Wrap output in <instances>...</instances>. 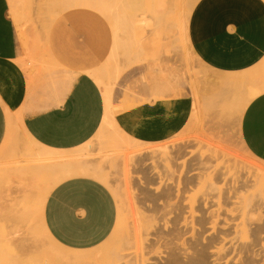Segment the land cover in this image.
<instances>
[{
    "label": "crops",
    "instance_id": "obj_1",
    "mask_svg": "<svg viewBox=\"0 0 264 264\" xmlns=\"http://www.w3.org/2000/svg\"><path fill=\"white\" fill-rule=\"evenodd\" d=\"M30 1L0 0V149L10 129L20 127L16 116L29 94L22 63ZM125 22L116 34L103 12L77 5L60 10L47 27L46 51L57 72L34 87L23 124L45 138L49 150L82 147L105 114L136 142L177 136L195 101L183 76L185 49L226 76L264 58L262 0H144ZM137 55L143 60L130 64ZM240 134L264 161V93L242 112Z\"/></svg>",
    "mask_w": 264,
    "mask_h": 264
},
{
    "label": "rangeland",
    "instance_id": "obj_2",
    "mask_svg": "<svg viewBox=\"0 0 264 264\" xmlns=\"http://www.w3.org/2000/svg\"><path fill=\"white\" fill-rule=\"evenodd\" d=\"M29 7L30 21L25 26V71L36 81L35 87H42L47 78L57 72L47 54L45 37L47 27L59 9L50 7L49 0H31ZM28 33L32 34L31 37ZM184 64L183 76L193 89L199 111L194 123L166 142L137 143L124 138L114 126L107 125L110 140L102 144V125L82 147L44 156L42 151L49 150V144L39 133L28 130L23 123L18 129H10L7 141L0 149V241L8 245L17 258L33 264L40 251L50 248L51 233L55 226L64 224L66 220L61 219L63 217L77 221L85 231L93 232L92 240L97 245L103 236L99 230L107 223L117 232L124 229L118 214L126 219L128 227L133 226V211L137 206L135 196L141 194L142 188L155 193L168 185L174 187L184 177L220 178L215 186L222 188L223 197L230 196V209L237 210L232 215L226 212V207L220 211L225 214L223 217L231 219L229 223L233 231L237 224L242 223L245 209L253 219L251 224L257 223L260 212L250 209L257 195L261 200L264 196L254 185L255 177H264L261 173L264 161L245 148L240 134V119L245 102L254 96L258 87L264 86V64L260 65L261 68L256 65L253 75L243 83L233 85L215 81L216 75H226L205 67L187 49ZM147 147H166L174 156L179 151L183 152L176 160L177 173L171 180L164 178L162 181L157 175L164 169L161 157L158 169H154L151 161L142 166L156 178L157 183L145 186L140 179L143 174L133 172L131 160L135 162L141 158L139 150ZM127 161L130 168L126 167ZM66 162H81L85 166L67 174L47 170ZM128 169L130 176L126 173ZM237 175L242 177V183L233 191L232 178ZM200 187L201 184L192 187L186 197L201 195L208 190L207 186L200 192ZM215 194L214 201L211 198L205 201L206 208H211L212 203L214 210L219 209L218 203L223 199L218 200L220 194ZM243 196L249 198L247 205ZM185 206L189 211L188 202ZM131 238L134 239L133 231ZM134 252L135 248L128 251L129 254Z\"/></svg>",
    "mask_w": 264,
    "mask_h": 264
},
{
    "label": "bare ground",
    "instance_id": "obj_3",
    "mask_svg": "<svg viewBox=\"0 0 264 264\" xmlns=\"http://www.w3.org/2000/svg\"><path fill=\"white\" fill-rule=\"evenodd\" d=\"M144 0H49L50 7L64 10L77 5L92 6L103 12L110 20L115 33L126 29V20L129 13L134 12V8H139ZM26 9V10H25ZM27 12L28 7L25 8ZM51 60V58L49 57ZM143 60L142 55H137L129 63H136ZM264 58L259 62V66L264 64ZM24 69L26 65L22 63ZM251 68L245 73L230 76L216 75L215 81L228 84L243 83L254 73ZM261 68V66H260ZM26 72V71H25ZM121 71H119L120 74ZM29 81V94L25 105L18 111L16 121L23 123L25 115L29 110V102L36 81L27 72ZM264 93V86L258 87L254 96L245 102L243 111L253 98ZM107 96L105 95V105L107 106ZM194 102L193 112L186 127L190 126L197 119L199 107ZM104 126L100 141L107 144L110 140L106 131L107 125H112L123 135L124 138L132 140L123 134L105 114ZM133 141V140H132ZM136 142V141H135ZM140 143V142H137ZM147 144V143H142ZM61 154V150H43L42 155ZM139 157L133 163V172L143 174L145 186H151L157 183L156 178L151 177L146 169L142 166L147 161L159 168V157L163 163L164 169L158 173L160 180L166 178L171 180L177 173L176 160L183 155L182 151L172 155L166 147H147L139 150ZM85 166V163H59L48 167L52 173H71ZM137 166V168H135ZM129 167V161L126 162ZM130 168V167H129ZM228 171H229V167ZM259 168V167H258ZM128 176L131 175L130 169L126 171ZM264 174V171L261 172ZM259 177V176H258ZM219 177H184L176 185H168L158 192H150L142 188L141 194L135 196L136 210L133 211L134 223L128 227L126 219L122 214L118 217L124 223V229L117 232L111 229L109 224L102 227L101 243L96 244L93 241V232L85 231L77 221H71L70 218L63 217L66 220L63 225L55 226L51 233V246L49 249L40 251L34 258L33 264H264V196L263 199L255 198L254 204L250 210L260 212L257 216L255 225L251 222L253 219L248 216L244 210L241 224L234 227V231L229 221L230 218L223 217L225 214L220 211L227 208V195H221L222 188H217L215 184ZM233 187L231 190L238 188L242 183V177H233ZM245 182V181H243ZM254 185L257 190L264 195V177L254 178ZM201 184V195L195 194L186 197V194L192 187ZM165 185V184H164ZM178 186L180 188H178ZM177 187V189H176ZM230 190V189H229ZM216 192L220 195L218 208L212 211L203 207L208 198H215ZM199 195V196H198ZM244 197L245 205L248 204L249 198ZM204 199V200H203ZM189 203V211L185 203ZM139 204V205H138ZM248 208V207H246ZM237 210H228V214H234ZM239 211V210H238ZM249 211V212H252ZM241 212V210H240ZM189 214V215H187ZM171 215H174L171 217ZM126 218V217H125ZM133 231L134 239L131 238ZM109 233V234H108ZM0 230V238L2 237ZM135 248L134 254L128 251ZM46 261V263H44ZM0 264H28L17 258L11 248L0 241Z\"/></svg>",
    "mask_w": 264,
    "mask_h": 264
},
{
    "label": "flooded vegetation",
    "instance_id": "obj_4",
    "mask_svg": "<svg viewBox=\"0 0 264 264\" xmlns=\"http://www.w3.org/2000/svg\"><path fill=\"white\" fill-rule=\"evenodd\" d=\"M226 197H227V202H228V204H227V205H228V206H227L228 208H226V209H230V208H231V202H232V201L230 200V196H228V194H227ZM212 201H214V199H212ZM203 207H204L205 209H208V208L205 207V202H204ZM208 210H209V211L214 210V209H213V204H212V203H211V208H209Z\"/></svg>",
    "mask_w": 264,
    "mask_h": 264
}]
</instances>
